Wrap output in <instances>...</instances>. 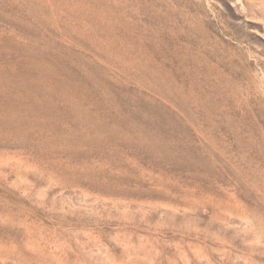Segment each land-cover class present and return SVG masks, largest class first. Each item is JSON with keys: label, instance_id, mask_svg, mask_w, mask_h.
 Returning a JSON list of instances; mask_svg holds the SVG:
<instances>
[{"label": "rangeland", "instance_id": "obj_1", "mask_svg": "<svg viewBox=\"0 0 264 264\" xmlns=\"http://www.w3.org/2000/svg\"><path fill=\"white\" fill-rule=\"evenodd\" d=\"M0 264H264V0H0Z\"/></svg>", "mask_w": 264, "mask_h": 264}]
</instances>
